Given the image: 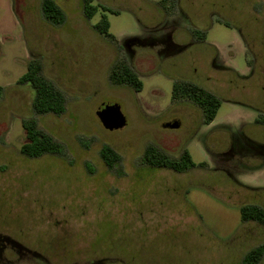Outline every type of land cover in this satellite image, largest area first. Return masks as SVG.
<instances>
[{
  "label": "rangeland",
  "instance_id": "obj_1",
  "mask_svg": "<svg viewBox=\"0 0 264 264\" xmlns=\"http://www.w3.org/2000/svg\"><path fill=\"white\" fill-rule=\"evenodd\" d=\"M54 1L61 24L43 17L42 0H0V234L51 264L109 248L128 264H242L264 246V225L239 215L244 204L264 208V122H256L264 120V0H92L107 10L90 20L82 0ZM102 13L115 41L93 28ZM30 60L62 91L61 114L34 113L33 89L17 83ZM118 61L141 90L111 83ZM184 80L221 100L211 123L191 99L173 98ZM107 103L119 104L123 128L100 123L95 113ZM26 118L61 143V154L20 152ZM103 144L120 156L111 169ZM148 145L172 157L186 149L204 165L150 166Z\"/></svg>",
  "mask_w": 264,
  "mask_h": 264
},
{
  "label": "trees",
  "instance_id": "obj_2",
  "mask_svg": "<svg viewBox=\"0 0 264 264\" xmlns=\"http://www.w3.org/2000/svg\"><path fill=\"white\" fill-rule=\"evenodd\" d=\"M82 7L87 20H90L99 8H102L103 11L107 10L105 6L93 4L92 0H82ZM41 11L43 17L53 24L64 22L65 14L54 0H42ZM93 28L109 40L115 41L109 32V21L104 13L101 14L99 20L93 25ZM204 35L203 33L200 38ZM109 80L112 84L126 83L136 91L142 88V83L137 74L123 61H118L113 65L109 73ZM17 83L29 84L33 89L32 108L35 114L43 115L51 113L59 115L65 110V98L62 91L50 79L44 76L41 64L37 60H30L27 63L26 70L17 78ZM2 91L3 87L0 85V95ZM172 96L174 99L179 97L191 99L201 109L203 115L202 121L206 125L213 121L221 103V100L210 91L189 82H181V85L175 82L173 84ZM256 121L258 122L259 120L257 119ZM261 122H264V120L262 119ZM22 126L26 135V140L20 147V152L23 155L35 158L43 154H61L63 148L61 143L39 128L34 118L23 119ZM100 156L110 169L120 159L118 153L107 144L101 146ZM142 158L150 166L169 169L179 173L204 165L203 162L196 164L186 149L178 157H172L154 145L146 147ZM239 215L240 220L243 222L255 221L264 225V208L258 204L241 205L239 207ZM263 251V245L253 247L244 254L242 264L257 263Z\"/></svg>",
  "mask_w": 264,
  "mask_h": 264
},
{
  "label": "flooded vegetation",
  "instance_id": "obj_3",
  "mask_svg": "<svg viewBox=\"0 0 264 264\" xmlns=\"http://www.w3.org/2000/svg\"><path fill=\"white\" fill-rule=\"evenodd\" d=\"M195 33H197V36L201 37V35L203 34V31L194 29L192 32V36L195 37ZM188 45L190 44H187V46ZM186 81L188 80H184V82ZM257 119L259 120L258 122H261L260 116ZM128 230H131V229L129 228ZM135 232L140 236V237L137 236L136 239H143L145 237L144 231L142 232L140 230V231H135ZM137 243L139 244V242ZM96 249H99V248H96ZM109 249H110L109 251L106 250L107 252L102 250L104 255H101L99 257L97 256L96 258H92L88 260H81L80 263H79V258H78V260L74 264H128L126 261V258L122 257L120 252L117 253L115 250H112L111 248ZM126 251L131 253V248L129 249L128 247V249L125 250V252ZM24 260L27 263L34 261L36 263L42 262L40 264H51L47 260V258L43 257L39 252L29 248L28 246H25L23 243H21L16 238L10 237L5 234H0V264H19L20 261H24ZM258 262L259 260L257 261V263Z\"/></svg>",
  "mask_w": 264,
  "mask_h": 264
},
{
  "label": "water",
  "instance_id": "obj_4",
  "mask_svg": "<svg viewBox=\"0 0 264 264\" xmlns=\"http://www.w3.org/2000/svg\"><path fill=\"white\" fill-rule=\"evenodd\" d=\"M96 116L100 123L105 129L117 130L121 129L126 125V118L122 113L119 104L107 103L102 105L97 111ZM165 127L177 128V122H167L164 124Z\"/></svg>",
  "mask_w": 264,
  "mask_h": 264
}]
</instances>
